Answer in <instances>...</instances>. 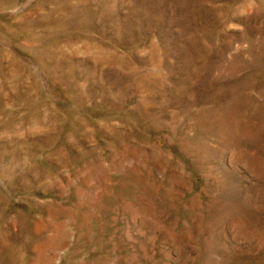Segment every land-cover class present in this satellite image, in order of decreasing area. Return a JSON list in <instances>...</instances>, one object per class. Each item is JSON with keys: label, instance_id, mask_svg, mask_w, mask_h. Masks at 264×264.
<instances>
[{"label": "rangeland", "instance_id": "obj_1", "mask_svg": "<svg viewBox=\"0 0 264 264\" xmlns=\"http://www.w3.org/2000/svg\"><path fill=\"white\" fill-rule=\"evenodd\" d=\"M0 264H264V0H0Z\"/></svg>", "mask_w": 264, "mask_h": 264}]
</instances>
